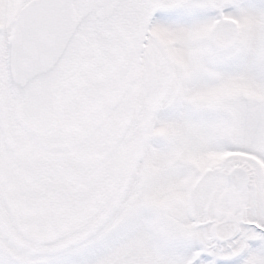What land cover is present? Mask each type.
Segmentation results:
<instances>
[{
	"label": "snow or ice",
	"instance_id": "obj_1",
	"mask_svg": "<svg viewBox=\"0 0 264 264\" xmlns=\"http://www.w3.org/2000/svg\"><path fill=\"white\" fill-rule=\"evenodd\" d=\"M0 264H264V0H0Z\"/></svg>",
	"mask_w": 264,
	"mask_h": 264
}]
</instances>
